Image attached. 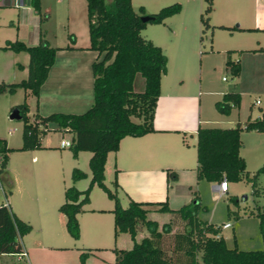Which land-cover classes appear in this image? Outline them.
Segmentation results:
<instances>
[{
    "label": "trees",
    "instance_id": "obj_1",
    "mask_svg": "<svg viewBox=\"0 0 264 264\" xmlns=\"http://www.w3.org/2000/svg\"><path fill=\"white\" fill-rule=\"evenodd\" d=\"M32 11L38 14L39 0H23ZM203 12L199 19L205 27L208 24V13L212 9V0H204ZM179 2L175 1L159 7L154 12L145 13L143 6L135 11L131 0H84L87 46L95 52L89 62L91 75V101L80 112L50 111L39 114L35 110L31 117L26 114V103L11 106L16 108L21 119L20 144L14 149L23 150L39 147L38 136L52 122L54 128L70 133L71 154L77 150H87L86 158L88 180L84 188L77 189L73 184L62 190V200L57 210L63 214V225L71 238L77 237L75 213L86 202L88 190L92 184L97 185L106 197L111 199L112 235L123 231L129 234L132 243L127 248L112 247L113 258L110 264H264V205H255L254 210L243 212L258 218V227L262 239V247L258 249H240L234 245L229 247L220 232V225L200 218L198 212L206 210L199 202L198 194L193 191L192 199L178 207L168 206L166 199L144 201L127 198L126 204L120 206L114 188V177L110 180L111 189L103 182L102 167L105 153L115 150L119 138L123 135H141L154 131L152 118L156 99L159 94L160 76L166 70V55L159 45L140 34V29L147 23H158L178 11ZM142 15H148L142 20ZM38 16V15H37ZM39 20V16H38ZM222 26V25H220ZM238 28L241 27H228ZM72 40L71 33L66 34ZM3 47L12 51L23 50L27 54L25 76L2 83L0 90L12 91L20 87L36 97L37 89L52 61L55 46H50L40 36L33 44H25L19 39L4 40ZM226 50L224 60L233 76L239 73L238 59L230 57ZM136 73L143 78L140 90H134L132 82ZM240 94L229 90L214 101L216 110L228 113L233 106H238ZM264 130V111L258 117L246 116L243 124L221 127L215 125H198L195 129V177L196 180L237 181L242 178L249 181L252 193L264 195V185L258 186V174L264 173V162L251 174L245 169V163L239 154L241 146L240 131ZM11 148L5 146L0 138V172L7 187L9 181L2 173L5 152ZM166 178H175L173 170L166 169ZM84 172L71 167L70 181L84 176ZM231 198V197H229ZM194 200V201H193ZM148 211L166 212L171 219L177 218L182 227L172 233L169 249L162 246L163 234L171 232V221H164L158 228L157 221L147 216ZM238 216L236 210L227 207V214ZM141 226L147 234L135 239L136 230ZM29 229L28 223L16 217L7 207L0 203V253L16 254L21 250L20 237ZM88 249L77 254L78 264H82Z\"/></svg>",
    "mask_w": 264,
    "mask_h": 264
},
{
    "label": "rangeland",
    "instance_id": "obj_2",
    "mask_svg": "<svg viewBox=\"0 0 264 264\" xmlns=\"http://www.w3.org/2000/svg\"><path fill=\"white\" fill-rule=\"evenodd\" d=\"M103 1L107 4L110 2V0ZM175 1L180 4L178 11L165 17L162 22H147L140 29V34L149 38L154 44L159 45L166 55L167 74L163 78V83L183 79L185 83L196 88V91L201 93L203 114H207L208 118L212 120L208 123L209 125L223 126L224 120H229L225 124L230 126L237 122L243 124L247 114H250V118L260 114V110L264 109V57L259 55L258 58L250 52L243 53L240 60L242 69L239 77L233 76L223 63L226 50L246 46L245 44L249 40H253L258 34L255 30L247 28L233 30L219 27L214 25L216 24L214 21L222 20V16L227 13L226 4L229 3L230 10L239 14L238 21L233 23L240 21L242 23L252 22L253 24V22H256L255 16L258 14L257 10L253 11L255 8L263 7L264 0H213V16L208 18L209 25L207 27L199 19V14L203 12L205 5L204 0H131V5L135 11H138V6L142 5L145 13H148ZM39 3L38 14L20 5L18 7L0 5V82L2 83L22 78L16 70V63L11 61L12 50L3 47L4 40H12L15 37L18 39V36L23 38L19 39L26 40L34 26L37 15L39 16L37 22L39 34L50 46L61 44L65 40L66 14H68V18H70L73 25L77 42H82L86 36L84 0H39ZM232 56L233 59H239V52L237 51ZM132 86L134 90L142 88L143 78L139 73L135 74ZM229 90L239 92L240 102L238 106L231 107L228 113H220L216 110L214 101L220 99L221 94ZM25 93H28L27 90L20 87H15L12 91H7L6 88L0 90V138L4 139L6 147L11 148L5 152V155L10 157V162L15 166L19 162L24 163L27 169L38 165V168L33 169V171L28 169L29 172L31 171V175L34 174V176H31L34 179L39 180L43 175L46 182L53 181L56 178L58 186L66 182L68 184L72 183L77 189L84 188L88 180L86 165L88 151L82 150L79 152L78 162L81 164L79 168L86 171L84 177L68 182L65 175L60 177L58 172L54 173V164L59 163L61 159L67 156L70 157L71 151L68 146H56L60 138H69L70 133L54 128L52 122H47L46 128L38 136L39 147L34 152L33 161H30L31 154L29 151L14 149L20 144L21 119L8 118L7 114L11 106L20 103L22 100L25 101V98H23ZM256 100H258V103ZM28 116L30 118L31 113ZM240 139L239 154L244 159L245 169L251 174L264 162V130L242 129ZM191 142L192 140L189 139V143ZM10 150L14 151L9 154ZM107 179V177L102 179V182L110 188ZM226 182L227 191L220 194L211 188V185L215 182L204 179L199 181V190L196 193L199 202L206 207V210L198 212L199 217L218 225H221L222 222L230 223L228 227L220 226L219 232L227 246L231 247L235 242L240 249L261 248L262 239L258 227V218L252 214L246 215L243 211L254 210L256 204L264 205V195L253 194L250 182L244 178ZM256 184L258 186L264 185L263 172L258 174ZM92 185L87 195H90V197L103 195L100 187L95 184ZM83 204L82 207H87L86 203ZM125 204L126 200L121 198L120 206ZM227 207L236 210L238 216L235 217L233 213L227 214ZM92 215L95 214L82 212L79 215L82 219L81 231L84 236L87 233L89 224L92 223L89 222L91 221L89 217ZM148 215L156 219L158 228L162 222L171 221V232L163 234L162 238V246L169 249L172 233L181 229L182 222L177 218L170 220L171 215L166 212L150 211ZM59 226V230L56 229V232L61 236L60 241H57L58 244H71L72 238L64 231L63 224L61 223ZM141 231L143 235L147 234V229L144 226H141L138 232L141 234ZM139 237L137 236L136 239ZM129 246L127 243L122 244L123 248ZM111 248L112 246L97 250L103 252H95L91 257L103 259L106 262L108 261L109 264L112 260ZM82 250H86V248ZM106 253L110 255L108 256L110 259L105 256ZM86 256L88 255L86 254ZM0 264H23V260L16 259L12 253H2Z\"/></svg>",
    "mask_w": 264,
    "mask_h": 264
},
{
    "label": "crops",
    "instance_id": "obj_3",
    "mask_svg": "<svg viewBox=\"0 0 264 264\" xmlns=\"http://www.w3.org/2000/svg\"><path fill=\"white\" fill-rule=\"evenodd\" d=\"M17 1L18 5H14L13 0H0V5H13L16 7L20 5L31 9L23 3V0ZM213 8L212 0V9L208 13V17L213 16ZM226 8L227 13L225 12L226 14L222 16V20L214 21L216 23L214 25L247 28L255 30L258 34L253 40H249L245 44L246 46L229 49V55L232 59V55L237 51L239 52V59L237 58L239 73L236 76L239 77L242 69L240 60L243 53L250 52L258 58L259 55L264 57V6L254 9L253 12L257 10L258 14H256V22H253V24L252 22L242 23L240 21L233 23L238 21L239 14L230 10L229 3L226 4ZM37 22L38 16H36L34 26L28 38L24 40L25 42L21 40L23 39L21 36H18L21 38L18 39L25 44L35 43L39 32ZM233 30L241 29L234 28ZM65 32L66 34L71 33L72 40L65 38L61 44L54 45L56 48L53 52L52 61L47 68L45 77L38 86L36 97L34 98L29 93L24 94L27 115L34 110L39 114L55 110L80 112L91 101L89 62L94 57L95 52L86 48L87 34L82 42H77L68 14L65 17ZM234 50L236 51L234 52ZM12 53L11 61L16 63L17 72L24 77L27 62L26 52L18 50L12 51ZM166 74L167 68L160 76L159 94L152 118L155 130L136 136L123 135L119 138L116 149L105 153L102 167L103 179L107 177L110 183V180L114 177L116 183L114 191L119 204L121 198L126 201L127 198L144 201L166 199L168 206L175 208L192 199V192L194 190L198 192L199 190L201 179L196 180L195 177V129L198 125H209L208 123L212 120L208 118L207 114H203L201 93L196 91V88H193L191 84L185 83L183 79L163 83ZM262 111H264L263 108ZM259 115H255V117ZM228 122L229 120H224L221 127L230 126L225 124ZM189 139L192 140L191 143H189ZM36 149L30 148L22 151H29L31 154L30 161H33ZM13 151L10 150L8 153L10 154ZM81 151L77 150L74 155L70 154V157L67 156L61 159L59 163L62 165L59 163L54 164V173L58 172L60 177L65 175L69 182L71 167L78 169L81 167L80 162H78L79 152ZM36 168H38V165L28 169L33 171ZM28 169L24 163L19 162L17 166L13 165L10 162V157L5 156L2 173L9 181V186L7 187L4 179H2V182L4 183L5 193L7 192L5 194L6 205L16 217L29 225L28 231L20 237L24 257L17 258L14 254L16 259H22L23 264H78V252L86 248L88 249V256L84 258L82 264H108V261L91 256L95 252H103L97 250L110 248L111 246L123 248L122 244L131 245L132 240L126 232L120 231L112 235L111 213L109 212L112 201L106 197L103 191V195L97 197L87 195V200L84 202L87 207L84 208L81 205L80 210L75 213L77 237L72 238V243L58 244L57 241H60L61 236L56 232V229L59 230V224H63V214L56 207L61 202L62 190L68 183L62 182L63 184L58 186L56 178L53 181L46 182L43 175L39 180L34 179L31 177L34 174L31 175V171L29 172ZM166 169L175 171L176 177L166 178ZM82 171L85 176L86 171ZM109 189H111V183ZM82 212L95 214L89 217L91 220L89 222L92 223L89 224L85 236L81 231L82 219L79 217ZM148 213L147 216L150 217ZM223 223H221V227H223ZM139 229L136 230L135 239L137 236H143L142 231L141 234L138 232ZM64 231H66L65 228ZM107 254L106 257L110 256Z\"/></svg>",
    "mask_w": 264,
    "mask_h": 264
},
{
    "label": "built area",
    "instance_id": "obj_4",
    "mask_svg": "<svg viewBox=\"0 0 264 264\" xmlns=\"http://www.w3.org/2000/svg\"><path fill=\"white\" fill-rule=\"evenodd\" d=\"M13 4L14 5H18V1L17 0H13ZM258 100H256L257 102ZM70 144V139L69 138H60L58 140L57 146L59 147H64V146H68ZM0 160H1V153H0ZM212 189L215 190L218 193H223L226 191L227 189V182L225 180L224 177H222L219 181L215 182L214 184H212ZM0 196H1V201L0 203L6 205V201H5V187H4V183L2 182V178H1V172H0ZM223 227L229 226V222H224L222 224ZM17 258L19 257H24V252L22 251V249L16 253Z\"/></svg>",
    "mask_w": 264,
    "mask_h": 264
},
{
    "label": "water",
    "instance_id": "obj_5",
    "mask_svg": "<svg viewBox=\"0 0 264 264\" xmlns=\"http://www.w3.org/2000/svg\"><path fill=\"white\" fill-rule=\"evenodd\" d=\"M147 18H148V15H142L141 16L142 20H146ZM7 117L8 118H15V119L19 118V113H18L17 109L16 108L11 109L9 111V113L7 114Z\"/></svg>",
    "mask_w": 264,
    "mask_h": 264
}]
</instances>
